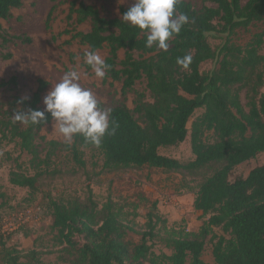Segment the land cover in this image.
Wrapping results in <instances>:
<instances>
[{
  "label": "trees",
  "instance_id": "16d2710c",
  "mask_svg": "<svg viewBox=\"0 0 264 264\" xmlns=\"http://www.w3.org/2000/svg\"><path fill=\"white\" fill-rule=\"evenodd\" d=\"M202 1L212 5L197 8L188 0H178L175 14H185L188 22L169 40L167 51L155 45L146 47L145 31L123 20V14L133 4L120 5L118 15L108 17L92 4L70 1V28L60 34H69L90 51L106 48L104 60L110 67L105 78L121 84L123 100L110 108L109 117L110 128L112 121L118 128L115 135H105L99 147L76 135L70 144L45 141L48 151L44 158L40 157L36 140H45L39 133L52 119L51 114L45 112L43 122L25 126L15 121L13 114L28 109L43 111L39 103L45 81L40 80L23 103L22 97L14 96L8 108L3 109L0 102V141L17 139L20 148L31 155L35 167L46 166L59 145L70 150L72 160L82 168L86 161L80 147L95 149L102 158L100 173L143 166L193 173L218 165L197 184L194 192L193 208L207 216L196 232L164 229L161 235L157 226L165 223L155 202L146 214L145 229L138 230L125 217L123 206L111 199L99 208L91 189L84 202L46 195L55 243L68 254L69 264H206L202 252L208 236L216 264H264V164L255 166L244 177L229 179L236 165L264 151V93L259 91L263 74L258 71L264 64V54L260 53L264 30L254 33L244 46L231 40L237 29L264 21V0ZM21 6L22 0H0V20L9 19L12 9ZM84 23H89V28L78 30L77 26ZM210 34L222 38L220 45L210 44ZM0 41L6 45L15 41L28 43L31 39L8 33L0 23ZM185 55L192 57L186 69L177 64V58ZM11 56L8 52L3 58ZM208 61L214 67L203 71L202 64ZM85 66L90 68L86 63ZM142 82L144 89H136ZM15 84V76L0 80V88ZM245 87L248 109L240 97V90ZM129 94H133L132 109L125 103ZM197 109L203 112L193 120L190 129L194 158L181 162L161 154L160 148L185 140L188 122ZM209 132L212 141L207 140ZM44 173L45 169L32 175L10 170L8 180L11 185L28 188L33 195L37 180ZM5 198L0 187V200L4 202ZM136 208L134 204V212ZM19 210L22 209L14 211ZM213 227H221L223 233H214ZM128 232L139 234L140 241L127 240ZM155 239L170 249V254L153 251ZM6 241L7 237H0V264H42L40 252L32 249L22 254L6 247ZM21 257L26 261H20Z\"/></svg>",
  "mask_w": 264,
  "mask_h": 264
},
{
  "label": "rangeland",
  "instance_id": "374dc122",
  "mask_svg": "<svg viewBox=\"0 0 264 264\" xmlns=\"http://www.w3.org/2000/svg\"><path fill=\"white\" fill-rule=\"evenodd\" d=\"M71 0H22V6L12 9V16L7 20H0L2 27L12 35L26 36L31 39L28 43L20 41L9 42L1 45L0 41V80L16 77V84L0 88V102L3 109L8 108V103L14 96L30 97L37 89L40 80L47 85L41 92L39 106L44 110L43 98L47 92L60 81L66 71L76 70L80 73V85L90 89L95 95L98 107L101 110H110L123 99L120 95V82H113L109 78L99 79L91 68H86L83 55L90 52L88 46L72 39L69 34H60L68 26L67 15ZM92 4L99 9L102 15L112 17L118 15L120 5H132L134 0H77ZM195 7H201L202 0H188ZM78 30H87L89 23L77 26ZM264 30V21L255 23L246 29H237L231 40L238 45H245L254 33ZM213 47L220 45L222 38L215 34L208 37ZM10 52L8 59L3 55ZM103 59L107 54L106 48L97 50ZM260 53L264 54V43ZM122 52L120 53V57ZM214 67L213 62L202 64L201 69L208 71ZM263 74V84L259 88L264 93V64L258 69ZM136 89H144V82L138 83ZM247 88L240 90L242 104L247 107ZM125 103L133 108V94H129ZM20 108L19 105L16 106ZM203 112L197 109L188 122L189 133L185 140L176 146L160 148L163 155L173 157L181 162L194 158L190 146V129L193 120ZM14 115V114H13ZM22 126H25L23 124ZM45 140L37 139L40 157L44 158L48 151L45 141L55 140L62 145L71 143L65 141L55 125L54 118L46 123L39 133ZM207 140L212 141L211 133L206 134ZM83 159L86 161L84 168L76 165L72 160L70 150L57 146L47 165L35 167L31 155L20 148L18 140L0 141V187L5 192L4 202L0 200V213L14 211L15 209H29L36 216L31 217L29 224L20 231L12 232L7 236L6 247H13L22 254L35 249L40 252L42 264H69L66 260L68 254L62 246L55 242V231L52 229L51 210L48 207L46 195L58 200H79L84 202L91 189L93 199L101 208L108 199L119 206H123L125 217L132 221L138 230L145 229L146 214L152 203H156V211L164 220L157 229L163 235L165 230L185 228L188 231H197L207 216L193 208V198L196 186L206 176L210 175L218 165L202 168L193 173L165 171L160 168L143 166L140 168L119 169L114 171L98 172L102 165L101 155L93 148L80 147ZM97 162L94 166L93 163ZM264 164V151L254 158L236 165L230 173L229 179L234 180L244 177L255 166ZM45 169V173L37 180V190L31 195L26 187H18L9 183V171H21L28 175ZM90 179H88V175ZM191 188V189H189ZM134 204H137L135 212ZM136 213L133 215L132 213ZM163 229V230H162ZM214 233L222 234L221 227H213ZM126 239L132 243L140 241V235L128 232ZM207 237L202 259L206 264H216L212 255V243ZM1 250V242H0ZM153 251L170 254L159 239H155ZM1 258V256H0ZM20 261H26L21 257Z\"/></svg>",
  "mask_w": 264,
  "mask_h": 264
},
{
  "label": "clouds",
  "instance_id": "9594fccd",
  "mask_svg": "<svg viewBox=\"0 0 264 264\" xmlns=\"http://www.w3.org/2000/svg\"><path fill=\"white\" fill-rule=\"evenodd\" d=\"M177 4L178 0H134L133 5L123 14V20L145 31L146 47L155 45L167 51L169 40L178 35L188 22L185 14H175ZM83 59L97 78H105L110 66L97 52H85ZM191 60V55H185L177 58V64L186 69ZM80 79L78 71H66L43 98V111H16L14 120L23 124H39L45 120L47 112L54 118L65 141L71 142L74 136L81 135L86 142L99 147L105 135H115L118 124L112 121L110 128L111 110H101L95 95L80 85ZM27 99L23 97L20 103Z\"/></svg>",
  "mask_w": 264,
  "mask_h": 264
},
{
  "label": "built area",
  "instance_id": "2783aa9c",
  "mask_svg": "<svg viewBox=\"0 0 264 264\" xmlns=\"http://www.w3.org/2000/svg\"><path fill=\"white\" fill-rule=\"evenodd\" d=\"M33 214L29 209L0 214V237L6 238L12 232L25 228L31 217L36 216Z\"/></svg>",
  "mask_w": 264,
  "mask_h": 264
}]
</instances>
